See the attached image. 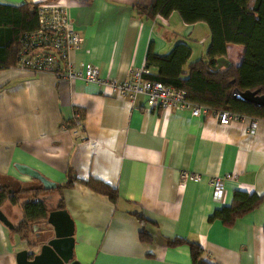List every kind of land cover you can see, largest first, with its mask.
<instances>
[{"label": "crops", "instance_id": "1", "mask_svg": "<svg viewBox=\"0 0 264 264\" xmlns=\"http://www.w3.org/2000/svg\"><path fill=\"white\" fill-rule=\"evenodd\" d=\"M38 1L49 0L0 3ZM149 1L59 0L80 36L72 64L89 63L100 77L120 80L143 66L148 48L164 53L180 41L190 49L188 60L202 55L193 41L206 25L186 24L174 11L136 18L132 5ZM241 51V44L228 43L220 68L237 64ZM74 109L80 126L72 121ZM256 118L248 131L246 121L220 124L207 112L147 108L140 95L128 100L94 82L28 72L14 63L0 69V184L10 190L41 186L17 171L21 164L55 184L64 182L68 168L115 189L114 201L76 181L60 190L79 264H191L186 243L167 245L174 237L196 242L201 258L213 264H264V196L230 225L208 219L230 204L234 190L264 194V118ZM181 170L199 178L181 179ZM227 172L235 178L223 182V195L215 199L207 179ZM49 190L57 199L47 208ZM38 196L47 211L57 208L54 189ZM0 210L12 225L20 219L7 200ZM26 247L0 222V264H15L14 253Z\"/></svg>", "mask_w": 264, "mask_h": 264}, {"label": "trees", "instance_id": "2", "mask_svg": "<svg viewBox=\"0 0 264 264\" xmlns=\"http://www.w3.org/2000/svg\"><path fill=\"white\" fill-rule=\"evenodd\" d=\"M35 8V2L0 3V69L14 65L21 34L36 26ZM132 9L140 20L167 17L174 11L186 24L203 22L209 34L206 50L193 60H188L190 49L184 42H175L164 53H154L148 48L143 67L153 66L155 72L144 74V78L182 88L186 98L194 103L264 118V106L234 99L230 94L236 88L257 90L264 95V0H252L250 4L247 0H150L146 4H134ZM228 43L242 45L240 58L237 64L228 63L220 68L218 59L225 55ZM68 170L64 182L52 188L59 196L57 208H62L60 190L71 186L73 181L107 195L112 201L117 198L115 189L105 182L92 177L78 178ZM42 191L41 186L10 190L0 184V203L4 200L18 203L22 212L9 231L25 240L27 246L33 243L31 224L43 221L47 211L44 202L35 198ZM22 193L25 197L19 201ZM263 196L234 190L230 204L214 210L208 219L218 218L223 225H230L236 217L256 206ZM139 237L144 238L143 232ZM166 243L168 246L186 243L191 264H213L201 258V248L194 241L174 237Z\"/></svg>", "mask_w": 264, "mask_h": 264}, {"label": "built area", "instance_id": "3", "mask_svg": "<svg viewBox=\"0 0 264 264\" xmlns=\"http://www.w3.org/2000/svg\"><path fill=\"white\" fill-rule=\"evenodd\" d=\"M35 3L36 26L23 32L19 38L15 60V66L19 69L28 72L49 71L68 81L80 79L94 82L106 88L108 93L124 96L128 100L140 95L147 108L187 110L191 115L207 112L220 124L246 121L248 131L255 127L256 117L194 103L186 98L184 89L144 78L143 75L148 73V69L143 66L131 69L127 77L120 80L100 77L97 68L89 63L80 68L75 67L72 64L71 53L78 46L80 36L73 28L66 9L59 0ZM80 117V112L74 109L71 118L78 126L81 123ZM180 178L195 181L199 175L181 170ZM234 178L235 174L229 172L209 176L207 180L211 186L212 196L215 199L221 198L224 192L223 182Z\"/></svg>", "mask_w": 264, "mask_h": 264}, {"label": "water", "instance_id": "4", "mask_svg": "<svg viewBox=\"0 0 264 264\" xmlns=\"http://www.w3.org/2000/svg\"><path fill=\"white\" fill-rule=\"evenodd\" d=\"M230 94L234 99L264 106V95L257 93V90L233 88ZM15 168L18 172L35 178L44 190L55 186V183L27 166L15 164ZM0 222L8 229L13 227L1 210ZM31 231L35 236L33 243L14 253L15 264H79V261L73 258L72 222L63 208L46 211L43 221L31 224Z\"/></svg>", "mask_w": 264, "mask_h": 264}, {"label": "rangeland", "instance_id": "5", "mask_svg": "<svg viewBox=\"0 0 264 264\" xmlns=\"http://www.w3.org/2000/svg\"><path fill=\"white\" fill-rule=\"evenodd\" d=\"M196 35H197V39H195L196 41H193L194 45H195V48H196V50L204 49L203 50V52H204L206 50V43L208 42V37H209L208 36L209 34H208V31H207L206 27H205V32L204 33H202L200 31ZM45 195H46L44 197L45 199H46V197H48V202H46V205H47V208H49V207H51V206H53L55 204L56 199H57V195H56V193L54 191H50V190H49L48 193H45ZM38 197H39V199L41 198L40 196H38ZM49 199H50V201H49ZM11 205H14V213H16V215H18V216L20 215V218H21V215H22L21 208L18 205H16V204H11ZM9 219H12L11 215L9 216Z\"/></svg>", "mask_w": 264, "mask_h": 264}, {"label": "flooded vegetation", "instance_id": "6", "mask_svg": "<svg viewBox=\"0 0 264 264\" xmlns=\"http://www.w3.org/2000/svg\"><path fill=\"white\" fill-rule=\"evenodd\" d=\"M37 236H39V233L37 234Z\"/></svg>", "mask_w": 264, "mask_h": 264}]
</instances>
